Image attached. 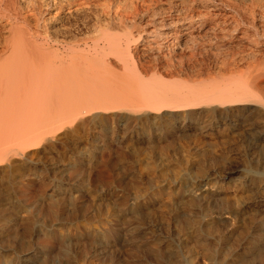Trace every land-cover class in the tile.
<instances>
[{
	"label": "rangeland",
	"instance_id": "374dc122",
	"mask_svg": "<svg viewBox=\"0 0 264 264\" xmlns=\"http://www.w3.org/2000/svg\"><path fill=\"white\" fill-rule=\"evenodd\" d=\"M112 28L115 35H133L140 48L156 41L153 25ZM251 28L247 35L257 39L240 50L177 52L173 66L145 55L141 77L191 86L225 70L209 72L211 63L218 67L217 54L235 57L246 72L258 58L264 61V31ZM260 102L91 112L42 133L30 148L6 132L0 264H264Z\"/></svg>",
	"mask_w": 264,
	"mask_h": 264
},
{
	"label": "bare ground",
	"instance_id": "6f19581e",
	"mask_svg": "<svg viewBox=\"0 0 264 264\" xmlns=\"http://www.w3.org/2000/svg\"><path fill=\"white\" fill-rule=\"evenodd\" d=\"M128 24L153 25L156 41L140 48L133 35L113 33V25ZM257 26L264 31V0H0V150L6 132L30 148L47 131L91 112L260 106L264 61L259 58L241 72L234 56L229 62L217 54L218 67L211 63L209 72L225 70L191 86L158 76L145 80L140 67L149 54L168 66L177 52L184 57L246 48L254 38L245 30Z\"/></svg>",
	"mask_w": 264,
	"mask_h": 264
}]
</instances>
